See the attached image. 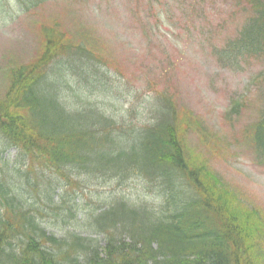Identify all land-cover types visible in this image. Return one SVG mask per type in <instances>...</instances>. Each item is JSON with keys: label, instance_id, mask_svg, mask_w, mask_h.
<instances>
[{"label": "trees", "instance_id": "16d2710c", "mask_svg": "<svg viewBox=\"0 0 264 264\" xmlns=\"http://www.w3.org/2000/svg\"><path fill=\"white\" fill-rule=\"evenodd\" d=\"M8 1L27 13L47 0ZM245 3L246 22L213 47L231 70L264 53V0ZM40 34L39 54L10 69L0 95V157L15 151L0 163V264H252L243 230L212 191L214 181L187 155L188 121L179 120L169 89L142 95V120L133 106L138 88L111 69L89 32L71 39L55 21ZM96 90L107 103L93 99ZM239 110L236 104L231 114ZM251 125L253 146L264 153V115ZM97 179L121 187L140 179L145 190L83 210L91 234L72 225L77 204L61 209L70 229L59 237L46 231L40 209L63 201L68 185L83 191ZM98 234L102 245L91 236Z\"/></svg>", "mask_w": 264, "mask_h": 264}, {"label": "rangeland", "instance_id": "374dc122", "mask_svg": "<svg viewBox=\"0 0 264 264\" xmlns=\"http://www.w3.org/2000/svg\"><path fill=\"white\" fill-rule=\"evenodd\" d=\"M13 3L0 0V95L10 69L39 54L42 25L59 22L71 39L89 32L91 42L111 58V69L121 71L129 87L138 88L133 104L137 116L142 115L138 105L144 93L152 87L169 89L179 120L188 121L182 135L187 155L201 162L207 179L214 181L212 191L243 230L252 264H264V153L251 141V124L264 115V53L238 70L221 65L213 53L250 16L245 0H47L27 13H17ZM107 79L116 81L113 75ZM93 93V99L107 103L105 93ZM236 104L238 115L231 114ZM14 152L2 153L0 163ZM106 183L97 179L78 192L68 185L63 201L37 213L43 227L63 235L70 222L60 219L61 209L77 204L72 225L80 235L91 234L83 210L118 194L135 198L145 190L140 179L125 187ZM91 236L103 244L101 234Z\"/></svg>", "mask_w": 264, "mask_h": 264}]
</instances>
